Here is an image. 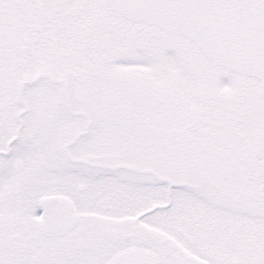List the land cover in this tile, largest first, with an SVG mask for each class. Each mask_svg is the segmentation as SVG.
Returning <instances> with one entry per match:
<instances>
[{"label":"snow or ice","instance_id":"1","mask_svg":"<svg viewBox=\"0 0 264 264\" xmlns=\"http://www.w3.org/2000/svg\"><path fill=\"white\" fill-rule=\"evenodd\" d=\"M0 264H264V0H0Z\"/></svg>","mask_w":264,"mask_h":264}]
</instances>
